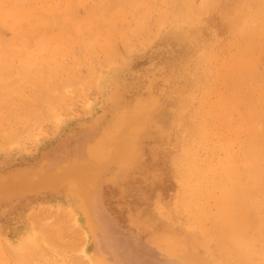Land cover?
<instances>
[{
  "label": "rangeland",
  "instance_id": "1",
  "mask_svg": "<svg viewBox=\"0 0 264 264\" xmlns=\"http://www.w3.org/2000/svg\"><path fill=\"white\" fill-rule=\"evenodd\" d=\"M147 1L139 35L112 48L102 39L90 44L74 39L63 56L46 64L61 70L54 78L52 105L24 112L15 94L12 108L3 112V264H14L17 252L27 253L24 242L43 235L40 226L49 235L62 230L65 247L57 244L56 251L52 241L37 238L36 246L32 241L33 264H57V259L59 264H109L112 252L127 248L135 256L131 264H182L184 255L211 264H239L238 257L220 251L219 240L201 236L188 199L197 190L204 191L200 198L206 197L218 178L216 170L226 158V131L214 105L226 91L223 78L229 64L249 56L245 49L264 43V34L254 38L246 33L264 28V10L258 0H194V13L202 16L195 13L191 25L163 19L172 16L169 2ZM258 67L264 71V52ZM27 88L25 95L33 100ZM114 143L128 152L134 149L127 162L112 159ZM72 165L92 167L84 195L69 186L76 175L64 170ZM57 174L63 183H41L40 175ZM13 182L22 183L19 191L8 188ZM206 202L215 213L214 202ZM204 227L211 229V222ZM98 245L105 254L97 252ZM263 245L256 246L257 264H264ZM40 246H46L52 260L41 256Z\"/></svg>",
  "mask_w": 264,
  "mask_h": 264
},
{
  "label": "bare ground",
  "instance_id": "2",
  "mask_svg": "<svg viewBox=\"0 0 264 264\" xmlns=\"http://www.w3.org/2000/svg\"><path fill=\"white\" fill-rule=\"evenodd\" d=\"M164 1L169 2L172 9V16L163 17L167 22L170 18L174 22L175 18L192 25L193 20L196 21L198 16H202L195 12V18L194 11L198 9L192 2L194 0ZM258 2L259 8L264 10V0ZM147 5V0H0V119L4 111L12 108V97L15 94L19 105L26 109L24 112H36L40 106L48 108L52 105V90L57 87L54 78L61 70L58 73V68H48L46 64L63 56L74 39L89 44L102 39L104 45L112 48L120 41L125 42L129 35H139L144 30L142 21L147 17ZM79 9H82V12ZM6 31L10 33V37H6ZM246 33L254 38L263 36L264 28H249ZM80 52L84 56L83 51ZM262 52L264 43L252 49H245L249 56L231 62L226 69L223 78L226 91L219 95L214 105L216 116L226 131V158L216 170L218 178L213 182L210 193L200 198L204 191L197 190L192 192L191 198L188 199V208L192 210L193 220L201 236L206 241L219 240L220 251L225 255L238 257L239 264H257L254 257H259V250H256V246L259 243L264 244V71L258 67V58ZM14 63L20 65L14 66ZM27 87L31 89L33 100L25 95ZM105 145L103 143L100 146ZM126 150L116 145V153L112 155V159L121 163L127 162L134 149L130 152ZM132 164H126L124 167L129 168ZM90 172L93 170L89 165H72L68 170H64L67 174L75 173L74 179L77 180L73 183L68 180L69 186L83 195L88 192ZM192 172L195 173L194 170ZM40 176L42 184L57 186L64 182L60 174L50 175L51 177ZM27 184L30 187L39 186L30 182ZM82 185L86 187L82 189ZM21 186V182H13L8 188L19 191ZM206 198L214 202L215 213L208 210ZM207 221L211 222V229H205ZM40 230L43 235L39 234L34 239L29 236L24 242L23 247L28 249L27 253L17 252L15 260L13 254L10 259L14 261L10 260L11 262L33 264L32 241L35 240L36 246L37 238L39 241H52L56 251L57 247H65L62 230L56 229L53 235H49L44 226H40ZM67 239L69 240V235ZM54 241L58 243L54 244ZM66 242L68 241L66 240L65 244ZM50 245L48 249L52 251ZM42 246L41 256L50 258L51 254L48 255V250L44 249L46 246ZM44 250H47L48 254ZM96 250L105 254L100 245ZM261 253L264 254V251ZM106 259L110 261L109 264H131L135 261V256L131 248H127L112 252L111 258ZM57 261L59 264V259ZM181 261L182 264H211L200 262L197 257L191 255H184ZM0 264H3L1 253Z\"/></svg>",
  "mask_w": 264,
  "mask_h": 264
}]
</instances>
